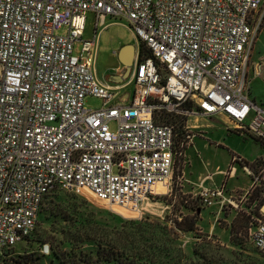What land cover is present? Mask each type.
Listing matches in <instances>:
<instances>
[{
    "label": "built area",
    "instance_id": "built-area-1",
    "mask_svg": "<svg viewBox=\"0 0 264 264\" xmlns=\"http://www.w3.org/2000/svg\"><path fill=\"white\" fill-rule=\"evenodd\" d=\"M90 13L94 36L84 40ZM108 19L136 39L134 92L118 103L95 70ZM263 21L264 0H0V264L24 256L16 247L32 239L55 192L87 191L136 213L158 186L168 189L195 135L178 140L162 115L223 117L264 141V106L250 97V72L263 66L253 59ZM88 97L102 106L87 108ZM238 165L251 181L247 195H259L250 237L264 254V161L251 167L234 156L220 173L235 177ZM201 198L221 209L242 202L224 186L203 188Z\"/></svg>",
    "mask_w": 264,
    "mask_h": 264
},
{
    "label": "rangeland",
    "instance_id": "rangeland-1",
    "mask_svg": "<svg viewBox=\"0 0 264 264\" xmlns=\"http://www.w3.org/2000/svg\"><path fill=\"white\" fill-rule=\"evenodd\" d=\"M94 23V14H88L84 40L93 39ZM106 24L107 27L98 30L99 46L95 53V70L100 80L108 74L115 75L111 73L119 67V60L113 53L119 43H135L126 23L108 19ZM66 34L67 28L57 33ZM253 59L263 66L257 77L253 69L250 72V97L264 106V21ZM85 106L97 109L102 101L88 97ZM168 116L177 130L178 140L182 141L187 132L195 135L193 141L185 145L180 160L177 159L168 189L158 186L157 195L139 202L140 210L136 213L100 202L87 191L51 194L42 207L37 237L18 244L17 252L29 256L34 264H118L107 260L104 250L116 245L126 248L127 252H136L147 244L146 248L158 251L165 240V250L171 252V257H162L165 252L159 257L170 260L169 264H264V254L254 247L250 237L251 217L259 213L256 193L247 195L250 178L240 165L232 179L223 174L213 176L216 171L229 170L234 156L251 167L261 164L264 145L247 134L234 131L226 120ZM210 176L213 177L207 179ZM221 186L228 196L242 198L238 209L232 206L221 209L220 203L204 205L203 188L214 190ZM195 207L200 209L196 212ZM185 217L197 223L194 231L174 229L173 222ZM156 224L173 231L162 234L153 227ZM233 226L236 240L231 236ZM44 245L50 247L48 255L41 252Z\"/></svg>",
    "mask_w": 264,
    "mask_h": 264
},
{
    "label": "trees",
    "instance_id": "trees-1",
    "mask_svg": "<svg viewBox=\"0 0 264 264\" xmlns=\"http://www.w3.org/2000/svg\"><path fill=\"white\" fill-rule=\"evenodd\" d=\"M140 52L142 54V57H150L149 52L144 49L143 45L140 44ZM162 119L164 120V122L168 123V124H172L170 122L169 116L168 115H162ZM177 131V130H176ZM259 143H261V145H264V141L261 140H257ZM58 192H62V191H58ZM57 192L53 193L56 194ZM259 195H255V197L258 198ZM256 198V199H257ZM261 206V202L259 203L258 209ZM200 208L199 207H195V211L197 212ZM193 210V209H192ZM42 211V210H41ZM41 215V212L39 214V217ZM38 223H39V218H38ZM197 223L195 222V220H193L192 218H188L185 217L183 218L181 221H174L173 222V227L175 230L178 231H182V232H191L195 230ZM38 227L39 225H37V229L32 237V239H30L29 241L35 240L34 238L37 237V232H38ZM154 228H156L158 230V232H162V234H171L172 233V229H169L167 226H161L160 224H156L155 226H153ZM152 227V228H153ZM236 227L233 226L232 230H231V236L233 237V240H236L235 236L236 234H233V232H235ZM170 239V238H169ZM168 239V241H170ZM145 241V240H144ZM148 240H146L145 242H147ZM173 241V240H172ZM165 240L163 241V246L162 249L159 248L158 251L155 250V248H146L147 244H145V248H142L141 250H138L136 252H127L126 248H122L120 249V247L116 246V245H112L109 247L108 250H104L105 253L107 254V256H104L107 260H114L116 261L118 264H169L170 260L166 261L165 259L160 260L162 258L159 257L160 253L162 254V257L165 258H169L171 257V252L168 250H165ZM24 260V261H22ZM31 258L29 256H19L18 260L15 261L16 264H34Z\"/></svg>",
    "mask_w": 264,
    "mask_h": 264
},
{
    "label": "crops",
    "instance_id": "crops-1",
    "mask_svg": "<svg viewBox=\"0 0 264 264\" xmlns=\"http://www.w3.org/2000/svg\"><path fill=\"white\" fill-rule=\"evenodd\" d=\"M110 26H112V24ZM105 27H107V24H106ZM102 30H103V28H102ZM98 38H99V36H97V42H96V46L94 48L95 53H96V51L98 49V46H99V44H98L99 43ZM133 45H136V39H135V43ZM124 46H127V44H123V43L121 44V43H119L118 47H116V49L114 50L113 55L116 56V57H118L119 52L122 50V48ZM117 48H119V49H117ZM114 69H117V71L115 72ZM114 69H113V72L111 74H114L115 73V75L108 74L103 80L101 79V81L103 83H108L109 85L115 87V89L113 90V93L116 95V98L113 100V103L121 102L122 99H125L126 101H128L132 97L133 92H134V88H133L132 83L127 84L130 81L131 78H121L125 74V69L120 64V62H119V67H116ZM253 100H255V99H253ZM214 118H219L221 120H226L223 117H214ZM219 174H221L220 171H216L213 174V176H218ZM213 176H211V178ZM234 191H232V192H234Z\"/></svg>",
    "mask_w": 264,
    "mask_h": 264
},
{
    "label": "water",
    "instance_id": "water-1",
    "mask_svg": "<svg viewBox=\"0 0 264 264\" xmlns=\"http://www.w3.org/2000/svg\"><path fill=\"white\" fill-rule=\"evenodd\" d=\"M136 47L135 45H127L119 52L118 59L120 64L125 68V74L121 78H128L132 71L133 62L135 58Z\"/></svg>",
    "mask_w": 264,
    "mask_h": 264
},
{
    "label": "bare ground",
    "instance_id": "bare-ground-1",
    "mask_svg": "<svg viewBox=\"0 0 264 264\" xmlns=\"http://www.w3.org/2000/svg\"><path fill=\"white\" fill-rule=\"evenodd\" d=\"M158 188V187H157ZM139 205V204H138ZM136 211H139V210H136Z\"/></svg>",
    "mask_w": 264,
    "mask_h": 264
}]
</instances>
